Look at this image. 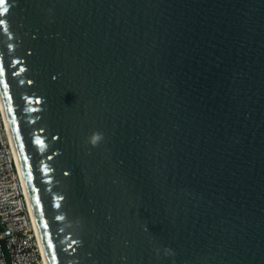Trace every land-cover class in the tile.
Wrapping results in <instances>:
<instances>
[{"label":"water","instance_id":"1","mask_svg":"<svg viewBox=\"0 0 264 264\" xmlns=\"http://www.w3.org/2000/svg\"><path fill=\"white\" fill-rule=\"evenodd\" d=\"M0 92L49 264H264V0H4Z\"/></svg>","mask_w":264,"mask_h":264},{"label":"built area","instance_id":"2","mask_svg":"<svg viewBox=\"0 0 264 264\" xmlns=\"http://www.w3.org/2000/svg\"><path fill=\"white\" fill-rule=\"evenodd\" d=\"M0 264H48L1 92Z\"/></svg>","mask_w":264,"mask_h":264},{"label":"snow or ice","instance_id":"3","mask_svg":"<svg viewBox=\"0 0 264 264\" xmlns=\"http://www.w3.org/2000/svg\"><path fill=\"white\" fill-rule=\"evenodd\" d=\"M4 3V0H0V5H2ZM6 10V9H5Z\"/></svg>","mask_w":264,"mask_h":264},{"label":"bare ground","instance_id":"4","mask_svg":"<svg viewBox=\"0 0 264 264\" xmlns=\"http://www.w3.org/2000/svg\"><path fill=\"white\" fill-rule=\"evenodd\" d=\"M47 257V256H46ZM47 262H48V260H47ZM48 264H49V262H48Z\"/></svg>","mask_w":264,"mask_h":264}]
</instances>
